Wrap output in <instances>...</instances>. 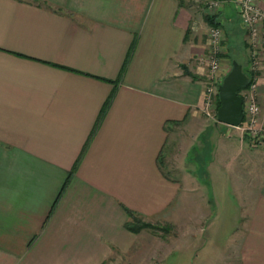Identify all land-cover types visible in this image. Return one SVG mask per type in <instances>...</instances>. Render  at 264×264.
I'll return each mask as SVG.
<instances>
[{
    "label": "crops",
    "instance_id": "crops-1",
    "mask_svg": "<svg viewBox=\"0 0 264 264\" xmlns=\"http://www.w3.org/2000/svg\"><path fill=\"white\" fill-rule=\"evenodd\" d=\"M233 1L212 15L227 37L222 76L231 22L242 29ZM197 11L185 0H0V264L144 261L132 251L155 242L126 228L125 209L154 224L181 220L184 193L200 196L203 155L212 168L213 146L236 140L245 156L225 165L254 197L238 261L264 264V148L202 112L212 26ZM211 168L214 194L225 175L214 182Z\"/></svg>",
    "mask_w": 264,
    "mask_h": 264
},
{
    "label": "rangeland",
    "instance_id": "rangeland-1",
    "mask_svg": "<svg viewBox=\"0 0 264 264\" xmlns=\"http://www.w3.org/2000/svg\"><path fill=\"white\" fill-rule=\"evenodd\" d=\"M185 1H187L189 5L192 3L193 8L198 10L197 13L199 18L200 16H204L203 14H205V16H209L210 14L213 15L217 13V11H214L213 9L209 10L207 8L206 0ZM229 1L232 2L233 0ZM233 16L234 12H232V17ZM230 25V55L228 56V54L225 53L224 56L231 58V61L235 60L240 63L244 73H247L250 68L248 65L250 64V56L248 54L247 56L244 54V52L246 53L247 46L244 44V40L242 41V29H240L238 21H233ZM219 27L222 29V40L220 41L219 48H216L215 51L220 53L227 37L224 33L223 27L221 25H219ZM207 35H209V31H207ZM211 48V45L208 44V51L206 50L204 56H207L210 53V50L212 51ZM223 54L224 52L221 53V55ZM215 56L218 59V71H220L221 59L218 54ZM204 66L207 71V65L204 64ZM184 72L187 73L186 70H184ZM251 73L253 75L257 74V72H254L253 69H251ZM253 75L249 76V82L245 88H248L252 83ZM220 76L223 79L224 76L221 74ZM260 77L261 75L258 74L257 79H255L257 87L260 82ZM217 97L218 96H216V98ZM220 124L225 125L222 123ZM229 127L230 126H226V128L223 129L224 135H228L226 134L227 131L225 129ZM235 129L240 133V129ZM240 135L241 137H246L248 141H252V143L256 144L260 148H264V135H261V133L254 137L249 134L242 135V133H240ZM240 147L241 146L237 140L235 143H218L216 147L213 146L214 150L217 149L216 161H218V163L214 164L212 168L209 161L210 158L208 156L206 157V154L203 155L202 160L204 164L203 166L201 164L199 165L198 171V184L200 185L198 188V194L200 196L195 200L191 198L190 193H184L182 199L183 204L181 205L183 213L182 215L180 213L177 215V217L182 216L181 220L176 221V223L160 222L158 224H154L147 222V220L137 215L141 222L153 226L143 227L146 228V231L150 232L152 235L150 242H155V244H152L149 252L146 248L142 250L139 246L138 248H135L134 252L132 251V254L134 255L143 254L145 257L144 261L132 262L128 259L130 256L128 255V257L125 255L128 258L124 256V259H118L113 262L108 261L104 264H240L238 261V251L240 250L238 247V240L244 227V220L242 217L245 216V213L251 208L254 202V197H250V189L241 190L238 187L240 183L233 181L232 175L236 174L237 170L239 171V168L234 163H231L230 166L229 164L225 165L229 156L232 159L236 158L239 160L245 156L246 150L240 151ZM189 156H191V153ZM246 158L255 162L260 160L262 155L258 158L257 154H252L251 157L248 156ZM253 162L252 164L247 163L246 165L247 171L252 175L255 173V169H257V166H254ZM219 163L222 165L219 166ZM216 165L219 166V168H217ZM209 166L212 169L211 173L214 182L216 176L215 174L221 173V175H225V181L219 182L223 186L222 189L219 190L217 185L213 183L215 185L214 194L211 190V183L208 176L205 177L204 175V170ZM226 175H229V178ZM220 184H218V186ZM208 189H210L209 192ZM188 218H194L192 220L193 224L190 223V226L185 228L183 224L184 222H189ZM185 219L187 220L184 221ZM180 225L182 226L180 227ZM190 227H192V230ZM140 256L142 259V255Z\"/></svg>",
    "mask_w": 264,
    "mask_h": 264
},
{
    "label": "built area",
    "instance_id": "built-area-1",
    "mask_svg": "<svg viewBox=\"0 0 264 264\" xmlns=\"http://www.w3.org/2000/svg\"><path fill=\"white\" fill-rule=\"evenodd\" d=\"M222 0H206L209 10L218 11ZM235 10L239 19L242 31L244 33V44L247 46L249 57L248 64L250 68L246 73L249 82V76L253 75L251 69L257 72L252 76V83L248 88L243 87L239 95L243 104V119L235 128L240 129V133L249 134L252 137L264 135V122L260 119V104L255 93L257 89L258 74L264 73V0H234ZM211 15V14H210ZM210 53L202 56L200 61L207 65V81L204 87V106L202 112L209 119L218 122L216 119V96L217 87L222 81L219 70V62L216 55V48H219L222 40V29L219 26L209 28ZM247 82V84H248ZM246 84V85H247ZM216 107V108H215ZM253 133V134H251ZM243 137V136H242Z\"/></svg>",
    "mask_w": 264,
    "mask_h": 264
},
{
    "label": "water",
    "instance_id": "water-1",
    "mask_svg": "<svg viewBox=\"0 0 264 264\" xmlns=\"http://www.w3.org/2000/svg\"><path fill=\"white\" fill-rule=\"evenodd\" d=\"M248 77L242 70V65L231 61V68L217 87L219 105L216 109V119L228 126H238L243 119V104L239 91L246 86Z\"/></svg>",
    "mask_w": 264,
    "mask_h": 264
},
{
    "label": "trees",
    "instance_id": "trees-1",
    "mask_svg": "<svg viewBox=\"0 0 264 264\" xmlns=\"http://www.w3.org/2000/svg\"><path fill=\"white\" fill-rule=\"evenodd\" d=\"M205 19L207 21V23L210 25V26H219V22H216L215 19L213 18L212 15H206L205 16ZM131 51V49H130ZM129 56V55H128ZM125 64V63H124ZM244 71V70H243ZM112 97V94L110 96V98ZM110 98H108L104 104V107H103V112L105 111L109 101H110ZM216 105L218 107L219 105V101H218V97L216 98ZM75 168V167H74ZM125 213L126 215L128 216V223L126 224V228L132 232H138L140 229H142L143 227H151L149 224H146L144 222H141V220L138 218L137 214L134 213L133 211L129 210V209H125ZM137 224V225H136ZM153 227V226H152Z\"/></svg>",
    "mask_w": 264,
    "mask_h": 264
}]
</instances>
